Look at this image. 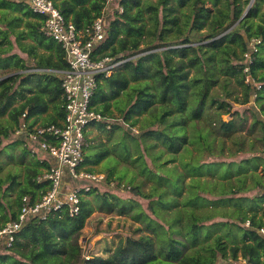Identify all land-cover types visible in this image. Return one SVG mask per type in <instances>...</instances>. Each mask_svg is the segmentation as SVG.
Segmentation results:
<instances>
[{
  "label": "trees",
  "instance_id": "16d2710c",
  "mask_svg": "<svg viewBox=\"0 0 264 264\" xmlns=\"http://www.w3.org/2000/svg\"><path fill=\"white\" fill-rule=\"evenodd\" d=\"M262 1L119 0L109 18L108 0H53L85 40L104 17L94 59H127L97 77L90 108L104 119L86 128L77 170L96 174L103 162V184L129 196L82 187L77 213L65 204L32 215L0 264H264ZM44 21L29 0H0V151L17 163L0 175V228L19 219L25 196L33 204L52 188L44 175L56 162L27 137L59 142L38 129L65 125L61 76L70 64ZM243 152L251 154L236 159ZM94 203L138 225L107 256L89 258L80 238Z\"/></svg>",
  "mask_w": 264,
  "mask_h": 264
},
{
  "label": "built area",
  "instance_id": "2783aa9c",
  "mask_svg": "<svg viewBox=\"0 0 264 264\" xmlns=\"http://www.w3.org/2000/svg\"><path fill=\"white\" fill-rule=\"evenodd\" d=\"M112 0H108L110 4ZM33 10L45 17L42 29L66 49L70 68L62 71V87L66 94L65 125L57 127L51 125L39 128V132L49 131L59 138L57 144L46 141H38L37 134L27 137L35 146L39 143L36 151L46 152L56 159V164L44 178L52 181V188L43 196L42 200L30 203L28 197H24V204L17 221H10L0 228V248H6L13 242L16 233L32 215L45 217L51 209H57L69 204L71 214L79 210V189L70 190L65 194L61 190L64 176L71 178H93L92 173L77 170L82 159L85 141V130L94 120L104 119L100 114L90 108V99L97 85L98 75L111 76L115 70L127 59L115 60L112 56L99 59L93 58L94 44L105 38L104 17L97 18L88 30L90 38L85 40V34L79 31L75 24L68 22L65 16L55 6L53 0H29ZM248 70V68H246ZM26 113H24V116ZM16 131L23 134L24 127ZM65 194L63 196V194ZM264 236V226L259 229ZM230 264H254L244 257L231 261Z\"/></svg>",
  "mask_w": 264,
  "mask_h": 264
},
{
  "label": "rangeland",
  "instance_id": "374dc122",
  "mask_svg": "<svg viewBox=\"0 0 264 264\" xmlns=\"http://www.w3.org/2000/svg\"><path fill=\"white\" fill-rule=\"evenodd\" d=\"M118 1L119 0L111 1L109 8H107L106 13H105L106 17L108 16L109 18H111L113 16L114 10L119 5ZM208 5L211 6V3ZM262 9L264 10V0L262 1ZM16 50L19 51L18 47L15 48V51ZM18 102H19L18 99H16L15 104ZM249 106L253 108L255 106L254 102L253 101L249 102ZM234 108L235 110L239 109L240 111L245 110L240 104H237V103H235ZM254 109L257 111L256 108ZM223 118L228 119V115H224ZM134 129L136 130V128ZM252 138L254 139L253 136ZM38 145L39 143H36V145L33 147L38 149ZM14 147H16V145ZM12 151L14 152V149ZM250 154H251L250 152H243L240 154V156L236 157V159H241ZM7 157H8V152L6 149H3L2 151H0V158L6 161V163L4 164V167L0 168V175L2 178H6L7 172L9 170L12 171L14 170V168L15 170L17 169V163H15L14 160H10ZM32 158L36 160L35 157H32ZM102 164L103 162H101L100 164H96V165L93 164V167H95V169L97 170L96 171L97 173L93 175H95L94 177H96L97 179H93V178H91L93 180H89L85 178L74 179L75 177L71 178L69 176L68 177L64 176L61 190L63 189V186H65L64 189H66V191L69 192L70 190L81 189L82 187H86L87 185L93 184V185H98L100 188V191L110 190L112 192H115L116 194H119L122 198L128 197L129 192L126 189L118 190L117 188H113L111 186L103 184V180L101 178L103 177L104 173H101L98 171V170L102 171V169H104L102 168ZM64 181H66L65 184H64ZM6 188H7V185L3 183L2 189L6 190ZM144 189H148V185L145 184ZM9 192H11L10 194L11 196H14L16 194L14 190H11V191L9 190ZM65 194H63V196ZM132 197H134L135 199H138V196L136 194H132ZM142 202H143V205L147 204V200H142ZM137 225L138 223L136 222L134 223V221L130 218V216L119 215L116 212H114L113 214L105 213L100 210V208L97 206V203H94V211L92 212L90 217L87 219L84 227L81 230L82 236L80 238V243L83 245V247L86 250L85 256L89 258L93 257L94 255L107 256L108 253L106 252V248L108 246L114 248L120 240L119 235L120 234L127 235V234L132 233V231L136 228ZM204 230L206 231L207 228H205ZM0 252H4V248L0 249ZM219 264H230V263L226 262L224 259H221L219 261Z\"/></svg>",
  "mask_w": 264,
  "mask_h": 264
},
{
  "label": "crops",
  "instance_id": "0c3cea01",
  "mask_svg": "<svg viewBox=\"0 0 264 264\" xmlns=\"http://www.w3.org/2000/svg\"><path fill=\"white\" fill-rule=\"evenodd\" d=\"M107 8H109V7H107ZM53 160L56 162V164H58V162L56 161V159H53ZM262 167H263V166L260 165V166H259V169L257 170V172H259V173L262 174V169H263ZM66 177H68V176H66ZM65 183H66V181H64V184H65ZM64 188H65V186H63L62 191L66 193L67 191H66V189H64ZM0 249H2V247H1ZM4 250H5V249H4Z\"/></svg>",
  "mask_w": 264,
  "mask_h": 264
},
{
  "label": "water",
  "instance_id": "95a60500",
  "mask_svg": "<svg viewBox=\"0 0 264 264\" xmlns=\"http://www.w3.org/2000/svg\"><path fill=\"white\" fill-rule=\"evenodd\" d=\"M254 0H252V2H253Z\"/></svg>",
  "mask_w": 264,
  "mask_h": 264
}]
</instances>
